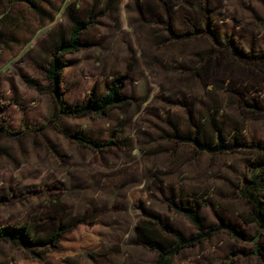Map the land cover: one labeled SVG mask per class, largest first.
<instances>
[{"label": "rangeland", "instance_id": "374dc122", "mask_svg": "<svg viewBox=\"0 0 264 264\" xmlns=\"http://www.w3.org/2000/svg\"><path fill=\"white\" fill-rule=\"evenodd\" d=\"M39 1L54 19L26 1L0 0V125L7 127L0 131V226L38 218L43 209L95 221L65 232L45 261L0 237V263L153 264L158 251L137 241L141 217L188 236L199 230L174 198L193 205L207 227L225 223L182 248L174 264H264V226L249 219L250 202L240 193L264 163V0ZM71 2L86 19L95 11L82 47L65 55L64 99L82 103L123 74L127 102L56 118L58 105L39 84L49 85L51 50L70 34ZM195 28L198 35L185 36ZM65 127L114 141L93 149ZM198 131L242 145L211 153L176 135ZM90 238L95 255L85 250Z\"/></svg>", "mask_w": 264, "mask_h": 264}, {"label": "trees", "instance_id": "16d2710c", "mask_svg": "<svg viewBox=\"0 0 264 264\" xmlns=\"http://www.w3.org/2000/svg\"><path fill=\"white\" fill-rule=\"evenodd\" d=\"M2 1H6L10 4L26 1L30 4L31 8L37 10L40 15L51 19L55 18L54 13L47 10L39 0ZM138 7L143 18H147L145 12L140 8L139 3ZM154 10V12H156V8H154ZM94 11L95 7L93 6L88 10V18L86 19L81 15L75 2L69 3L67 5L66 13L72 22L70 34L69 36L63 34L51 50V57L49 58L46 66V74L49 79V85L42 86L39 84V87L52 93L58 105L56 118H59L63 112L73 115L106 113L113 106H121L127 102V98L121 91L122 79L124 78L123 74L118 75L113 80V83L109 85L103 93L99 94L95 90L91 91L88 94L87 99L82 103L69 104L64 99L63 72L67 65L65 55L69 52L79 50L84 44L82 36L83 31L85 27L93 22ZM154 15H156V13ZM8 16L9 14L7 12L5 17ZM185 16V20L188 22L190 17L188 19V16ZM172 20L173 18L170 17V30H173ZM198 30L199 28H195L192 32H187L185 36L191 37L198 35ZM173 32L176 34L174 30ZM1 37L2 36L0 34V38ZM212 37L217 39V34L213 33ZM235 48L239 54H243V51L238 48V46ZM196 69L198 70L199 68ZM30 82L37 83L38 81L37 78H30ZM3 128L7 129L5 124L0 125V131ZM65 131L80 145L88 146L93 149H100L102 146L114 141L112 138H109L106 142H101L96 138L86 135L80 128L70 130L65 127ZM176 135H178V137L182 140L192 142L198 149L206 150L211 153L235 149L239 145H242V142L238 140L231 144L226 142L223 134L221 133L217 135L215 141H210L206 138L204 139L200 136L199 131L195 134H191V132H185L184 134L177 132ZM0 149L5 148L0 145ZM249 181V183L245 184L240 189V193L250 202L251 212L248 216L249 219L256 220L264 226V198L262 197L264 189V163L257 165V167L253 170V176ZM170 202L177 208V210L187 214L195 222L199 230L196 234L188 236L169 224L156 220L155 217H141L136 225L137 241L158 251L159 255L153 264H174V256L179 253L182 248L195 245L198 241L210 237L221 227L225 226V223H223L222 225L216 227H207L204 218L193 205L186 202L178 203L174 198L170 199ZM80 221L94 222L95 219L90 218L85 214L76 215L75 213H69L64 209L63 212H55L54 214H51L50 211L43 209L39 213L38 218L31 217L22 223L0 226V237L14 245L29 249L33 257H36L41 261H45L46 253L49 249L59 248L61 246L62 235L72 229ZM226 227L229 230L236 231V228L232 225H226ZM165 231L171 233L173 237L165 235ZM85 241L88 245L85 248L86 252L90 255H95L98 247V244H96L97 241L91 238ZM66 260L69 264H77L69 258Z\"/></svg>", "mask_w": 264, "mask_h": 264}]
</instances>
